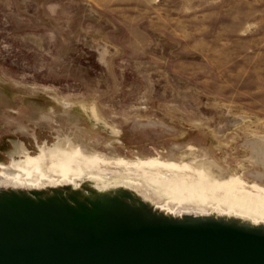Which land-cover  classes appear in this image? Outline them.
<instances>
[{
	"label": "rangeland",
	"instance_id": "obj_1",
	"mask_svg": "<svg viewBox=\"0 0 264 264\" xmlns=\"http://www.w3.org/2000/svg\"><path fill=\"white\" fill-rule=\"evenodd\" d=\"M65 139L264 186V0H0V162Z\"/></svg>",
	"mask_w": 264,
	"mask_h": 264
},
{
	"label": "water",
	"instance_id": "obj_2",
	"mask_svg": "<svg viewBox=\"0 0 264 264\" xmlns=\"http://www.w3.org/2000/svg\"><path fill=\"white\" fill-rule=\"evenodd\" d=\"M66 193V194H65ZM0 192V264H264V227L113 196Z\"/></svg>",
	"mask_w": 264,
	"mask_h": 264
},
{
	"label": "bare ground",
	"instance_id": "obj_3",
	"mask_svg": "<svg viewBox=\"0 0 264 264\" xmlns=\"http://www.w3.org/2000/svg\"><path fill=\"white\" fill-rule=\"evenodd\" d=\"M67 140L51 150L46 145L41 147L37 158L26 155L22 161L0 165V192L14 191L30 197L34 193L49 197L58 191L83 196L128 192L136 202H145L173 218L236 217L264 227V186L258 182H247L238 174L226 176L208 160L178 162L160 158L158 162L130 163L88 153L78 145L66 148Z\"/></svg>",
	"mask_w": 264,
	"mask_h": 264
},
{
	"label": "flooded vegetation",
	"instance_id": "obj_4",
	"mask_svg": "<svg viewBox=\"0 0 264 264\" xmlns=\"http://www.w3.org/2000/svg\"><path fill=\"white\" fill-rule=\"evenodd\" d=\"M67 141H68L69 144L66 146V148L72 149V147L75 146V144H73L69 140H67ZM38 149H40V148H38ZM37 152H38V150L34 154H38ZM34 154L31 153L26 147L21 146L20 149H19V155L16 158L15 157L10 158V160L7 163L0 162V165H3V164L4 165H10L12 162L24 160L26 155H34ZM108 158H110V157H108ZM117 158H119V161H125V162H130V163L143 162V160H148L150 162H158L159 159H160V158H152V157H149V158H124V157H117Z\"/></svg>",
	"mask_w": 264,
	"mask_h": 264
}]
</instances>
